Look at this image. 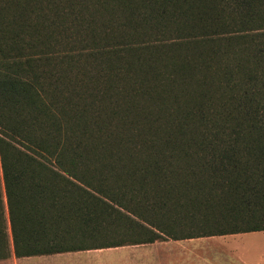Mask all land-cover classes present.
<instances>
[{"label": "trees", "instance_id": "1", "mask_svg": "<svg viewBox=\"0 0 264 264\" xmlns=\"http://www.w3.org/2000/svg\"><path fill=\"white\" fill-rule=\"evenodd\" d=\"M264 231V0H0V259Z\"/></svg>", "mask_w": 264, "mask_h": 264}, {"label": "crops", "instance_id": "2", "mask_svg": "<svg viewBox=\"0 0 264 264\" xmlns=\"http://www.w3.org/2000/svg\"><path fill=\"white\" fill-rule=\"evenodd\" d=\"M250 232L12 257L0 264H264L253 243L236 239ZM111 251L116 254H107Z\"/></svg>", "mask_w": 264, "mask_h": 264}, {"label": "rangeland", "instance_id": "3", "mask_svg": "<svg viewBox=\"0 0 264 264\" xmlns=\"http://www.w3.org/2000/svg\"><path fill=\"white\" fill-rule=\"evenodd\" d=\"M7 231L9 234V244H10L11 255L4 257V258H1L0 261H2L3 259L5 260L8 258L16 257V256H14V253H13V247H12V243H11L9 228L7 229ZM236 239H243V240H247L248 242L253 243L254 247L257 248L264 255V231L250 232V233H247V235L239 236ZM107 254H116V252L111 251V252H107ZM43 255H45V254H43Z\"/></svg>", "mask_w": 264, "mask_h": 264}]
</instances>
